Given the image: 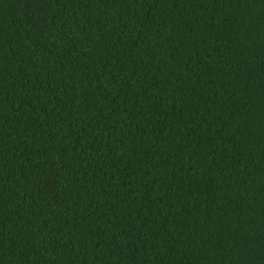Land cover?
I'll list each match as a JSON object with an SVG mask.
<instances>
[{
  "label": "trees",
  "instance_id": "16d2710c",
  "mask_svg": "<svg viewBox=\"0 0 264 264\" xmlns=\"http://www.w3.org/2000/svg\"><path fill=\"white\" fill-rule=\"evenodd\" d=\"M0 264H264V0H0Z\"/></svg>",
  "mask_w": 264,
  "mask_h": 264
}]
</instances>
